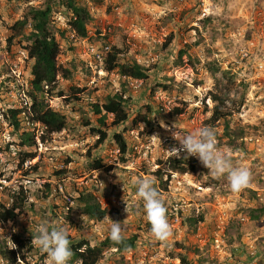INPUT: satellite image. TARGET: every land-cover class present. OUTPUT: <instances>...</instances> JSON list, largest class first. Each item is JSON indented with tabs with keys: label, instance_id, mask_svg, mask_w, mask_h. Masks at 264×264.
Returning a JSON list of instances; mask_svg holds the SVG:
<instances>
[{
	"label": "rangeland",
	"instance_id": "obj_1",
	"mask_svg": "<svg viewBox=\"0 0 264 264\" xmlns=\"http://www.w3.org/2000/svg\"><path fill=\"white\" fill-rule=\"evenodd\" d=\"M61 1L0 0L1 113L21 108L15 74L21 72L20 82L26 85L33 64L24 49L25 39L9 43L12 27L32 8H45L51 2L60 4L53 16L61 46L59 88L65 92L87 88L82 101H53L52 107L67 118V129L45 142L37 137L38 147L29 150L38 157L23 167L19 149L11 145L17 138L0 120V204L10 206L12 194L22 185L29 192L17 220L0 223V264H10L1 250L14 248L13 236L33 239L44 221L64 227L68 238L92 245L108 237L112 222L121 223L123 236H139L135 250L125 254L108 250L99 264H264V0H75L92 15L86 39L73 38L69 11ZM30 31L28 25L23 34ZM88 44H108L111 50L116 46L124 62L148 69V79L102 75L94 62L88 69ZM181 52L186 53L179 59ZM65 68L71 72L68 77L63 76ZM115 94L130 101L132 117L125 126H110L108 141L96 147L98 137L86 124L89 120L96 125L98 119L91 106ZM211 94L229 99L231 133L241 137L234 143L226 136L224 120L210 122L215 106ZM149 104L155 109L154 131L147 134L144 124L131 129L132 118L145 113ZM175 109L182 114L172 116ZM112 120L109 116V125ZM176 127L184 134L200 127L213 129L217 148L229 155L233 168H247L251 178L246 188L233 192L227 173L213 177L194 157L195 172L173 173L169 191L161 195L172 235L160 242L150 234L134 182L156 179L152 174L158 160L180 148L173 136L179 131ZM25 128L33 130L28 123ZM122 132L133 147L127 165L119 162L112 139ZM95 158L102 159L106 169L91 170ZM38 162L36 169L31 168ZM59 172L65 173L57 178ZM84 190L108 209L103 221H89L81 213L76 199ZM25 256L18 264H46V254L35 246Z\"/></svg>",
	"mask_w": 264,
	"mask_h": 264
},
{
	"label": "trees",
	"instance_id": "obj_2",
	"mask_svg": "<svg viewBox=\"0 0 264 264\" xmlns=\"http://www.w3.org/2000/svg\"><path fill=\"white\" fill-rule=\"evenodd\" d=\"M13 1V0H9ZM60 5V4H59ZM55 2H51L45 8H32L25 19L15 23L12 27L14 34L9 38V43L13 44L19 37L27 41L25 51L28 54L29 60L33 62L31 68V76L27 80L24 88L18 86V90L25 92L31 102L30 114H23L22 108L12 107L2 111L1 121L6 122L12 129L13 138L16 137L11 144L18 151L20 165L28 161H33L38 157L36 151H30L32 147H38L36 138L45 142L47 138L53 134H59L67 129V118L57 112L52 103L55 99H61L66 104L82 101L83 96L87 92V88L71 87L68 92L59 88L60 65L58 57L60 55V42L57 37V31L53 27V16L55 7L59 6ZM63 6L68 12V23L73 34L82 39L89 36L88 25L92 20L91 12L84 6L77 4L75 0H62ZM28 25H31V31L24 35V30ZM64 36L65 32H59ZM100 34V33H99ZM11 47V46H9ZM186 52H181L180 58ZM122 50L116 46L112 48L110 53L104 60V70L107 73H118L121 77L132 78L134 80L145 81L149 77L148 69L137 62H124L121 58ZM88 69L91 67L89 63L85 64ZM90 72L89 70H87ZM63 76H70V70L64 69ZM212 101L215 106L212 109L210 122L216 123L224 120L226 122V136L231 143L235 139L233 137L231 127L229 125V117L232 113L228 109L229 99H225L218 94H211ZM93 113L98 117L96 125H93L89 120L86 124L90 127V131L98 137L96 147L106 143L109 139L108 129L111 127L119 128L125 126L131 119L130 101L122 94L109 96L105 103L92 104ZM208 109V108H207ZM155 109L150 104L146 106L145 113H137V116L132 118L133 127L131 129H139L142 124L148 127L147 134L154 131L153 115ZM182 114V110L175 109L172 116ZM109 116L113 117L111 124H108ZM0 121V122H1ZM26 123L33 128L32 131L25 128ZM42 129V130H41ZM129 129V130H131ZM112 139L120 153L119 162L122 165H127L130 161V154L133 152V147L127 141L125 134L114 133ZM10 145L7 149L9 150ZM186 153L182 152L179 156L170 155L166 159H159L157 162L158 169L152 174L156 179V187L160 195L169 191L173 173L188 174L196 170L197 160L194 157L185 158ZM39 162L31 168L36 169ZM91 170L106 169V165L100 158H95L90 162ZM112 170V166L107 168V171ZM61 173V174H60ZM59 172L57 178L62 176ZM46 188H51L50 184H45ZM1 188V184H0ZM29 192L25 186H20L14 194H12V202L10 206L0 204V223L8 224L17 220L19 215L25 210L26 203L29 201ZM81 213L88 218L89 221H103L108 215V209L102 207L99 199L90 191L84 190L79 192L76 199ZM168 213V212H166ZM190 221V220H189ZM197 220L194 222L196 223ZM71 241V250L73 252L68 264H99L104 258L106 251L116 250L119 254H125L135 250L139 243V236L131 237L124 236V240L116 244L107 237L97 245H92L88 240H73ZM15 249H10L4 246L1 254L10 264H18V261L24 262L27 258L26 252L33 249L32 238H24L22 236H13ZM185 261V260H183Z\"/></svg>",
	"mask_w": 264,
	"mask_h": 264
},
{
	"label": "clouds",
	"instance_id": "obj_3",
	"mask_svg": "<svg viewBox=\"0 0 264 264\" xmlns=\"http://www.w3.org/2000/svg\"><path fill=\"white\" fill-rule=\"evenodd\" d=\"M173 136L179 141L180 148H173L169 152L178 156L183 151L186 153L185 158H198L213 177H220L227 173L229 186L233 192H239L248 186L251 178L249 170L243 167L233 168L229 155L217 148L213 129L200 127L187 134L179 129L173 133ZM134 186L135 196L143 201L145 219L151 226L150 234L157 241H167L172 231L166 215L167 209L156 187L155 179L152 177L137 179ZM123 231L120 222H112L108 237L114 243L119 244L124 240ZM32 236V244L41 253L46 254V264H68L73 252L70 247L71 241L64 227L52 226L44 221L36 227Z\"/></svg>",
	"mask_w": 264,
	"mask_h": 264
},
{
	"label": "built area",
	"instance_id": "obj_4",
	"mask_svg": "<svg viewBox=\"0 0 264 264\" xmlns=\"http://www.w3.org/2000/svg\"><path fill=\"white\" fill-rule=\"evenodd\" d=\"M73 38H76V35L73 34ZM87 55L89 57V61H87L89 64L94 62L97 63L99 66H96V69H98V73L100 74H106L108 75L109 73L105 72L104 70V60L107 57V55L110 53L111 51V47L108 44H103L101 46H97L94 44H88L87 48ZM18 80V83L21 87V89L24 88V84L22 82H20L21 80V72L20 74L17 76V74H15ZM94 83V82H93ZM18 97L20 99V103H21V108L24 111V115L25 114H30V108H31V102L29 100V98L27 97V95L25 94L24 90L20 91L18 94ZM0 119H2V113L0 111Z\"/></svg>",
	"mask_w": 264,
	"mask_h": 264
}]
</instances>
